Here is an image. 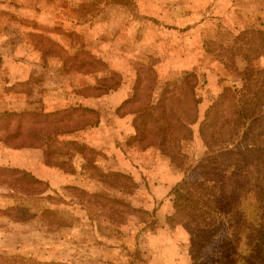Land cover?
Here are the masks:
<instances>
[{
	"label": "rangeland",
	"instance_id": "374dc122",
	"mask_svg": "<svg viewBox=\"0 0 264 264\" xmlns=\"http://www.w3.org/2000/svg\"><path fill=\"white\" fill-rule=\"evenodd\" d=\"M143 94L155 123L116 114ZM184 94L198 121L174 132L155 103ZM3 113L41 145L0 129V257L264 264V0H0Z\"/></svg>",
	"mask_w": 264,
	"mask_h": 264
},
{
	"label": "trees",
	"instance_id": "16d2710c",
	"mask_svg": "<svg viewBox=\"0 0 264 264\" xmlns=\"http://www.w3.org/2000/svg\"><path fill=\"white\" fill-rule=\"evenodd\" d=\"M61 50V49H60ZM61 55L62 58L67 60V59H76V56L78 52L73 53V56H69L68 54H66V52L64 50H61ZM197 78L195 77V75L191 74V73H185L184 77H183V85L189 87L188 89L192 92L191 89H193L196 85H197ZM182 88V87H181ZM183 91V89H182ZM165 93V91H164ZM144 95V94H143ZM185 95V94H184ZM136 95L132 96L131 98L129 97L128 99L124 100L119 106L116 107V114H119L120 111H123V113L120 116H127L130 114H142L141 115V119L143 120V124H141V126H144L146 123L150 124L151 123H155V119L154 117H152V115L148 112V109L152 107V103L154 101H151L152 103H148V96L144 95L143 96V104L137 108H131L132 104L136 101ZM173 98H166L165 95L163 97H161L160 99H158V105L157 103H155V108H160L162 109V111H164L163 113H166L168 115V119L172 122L173 126H171L173 128V130L175 129L174 132L183 130L185 128V124H195L198 121V116H197V105L200 103L199 98H195V96H193L191 98L187 97V95H185L184 99L186 101V104L180 105L181 108H183V111H181V115H176L173 112V105H172V101ZM219 103V99L217 101H215L212 106L209 108V111H207L206 113V118H208L211 114V110L214 107H217ZM145 106V107H144ZM158 106V107H156ZM136 107V106H134ZM192 109V111H189ZM127 110V111H126ZM84 111L89 113V114H93V109L91 108H84ZM29 117V116H28ZM33 117H30V119H32ZM28 118L21 115V114H9V113H3L0 115V129L1 132L3 133L2 136V140L3 143L8 144L10 141L14 140L15 138L12 136L15 132H18V128L21 127L22 124H25L27 127V132L28 134L25 136V138L23 139L25 141V143L23 145H21L19 148L21 147H35L34 145H41V143L39 144H35L40 142V138L38 136H34L33 138L30 137L31 133H35L34 129H32V127L37 126L38 123H35L32 126L28 125ZM148 120H150L151 122H149ZM16 122V126H15V122ZM10 122H14V127L15 132L14 131H10L8 126ZM184 122V123H183ZM30 123H33L30 121ZM89 125V124H88ZM96 125V123L94 124ZM75 127V126H74ZM74 127L70 128V125H64V126H59L58 124L53 125V127L51 128V130L49 131V136H47V138H52L55 136V134L58 133H68L69 130L74 129ZM154 127H151V131H150V140L152 141L154 137L157 138L156 136V132L154 131ZM140 131V130H139ZM145 131V130H141ZM35 135V134H34ZM57 135V134H56ZM45 138V137H44ZM17 139V138H16ZM46 139V138H45ZM28 141V142H27ZM44 141H47L44 140ZM150 145V144H149ZM40 147V146H36L35 148ZM6 172L11 173L12 175L17 174V176H20L23 180L25 181H31V185L36 186V185H41L43 184V182L37 180L36 178L29 176V174H27L26 172H23L21 170L18 169H10L7 168L5 169ZM0 264H65L62 262H54V261H50V262H40L37 260H31V259H26V258H5V257H0Z\"/></svg>",
	"mask_w": 264,
	"mask_h": 264
},
{
	"label": "crops",
	"instance_id": "0c3cea01",
	"mask_svg": "<svg viewBox=\"0 0 264 264\" xmlns=\"http://www.w3.org/2000/svg\"><path fill=\"white\" fill-rule=\"evenodd\" d=\"M124 100H126V98H124L119 104H118V106L124 101ZM37 180H39V181H41L42 182V180L41 179H39V178H37V177H35Z\"/></svg>",
	"mask_w": 264,
	"mask_h": 264
}]
</instances>
